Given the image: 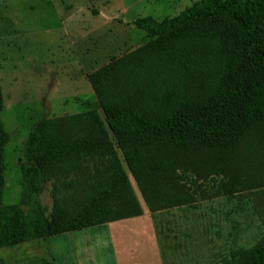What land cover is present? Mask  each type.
I'll use <instances>...</instances> for the list:
<instances>
[{
  "label": "trees",
  "instance_id": "16d2710c",
  "mask_svg": "<svg viewBox=\"0 0 264 264\" xmlns=\"http://www.w3.org/2000/svg\"><path fill=\"white\" fill-rule=\"evenodd\" d=\"M136 24L151 41L88 80L149 211L194 205L214 178L226 195L264 186V0H200ZM3 109L0 85V249L143 215L93 111L31 127L20 200L6 204ZM225 264H264V237Z\"/></svg>",
  "mask_w": 264,
  "mask_h": 264
},
{
  "label": "rangeland",
  "instance_id": "374dc122",
  "mask_svg": "<svg viewBox=\"0 0 264 264\" xmlns=\"http://www.w3.org/2000/svg\"><path fill=\"white\" fill-rule=\"evenodd\" d=\"M198 1L0 0L1 120L10 137L4 202L20 200V165L31 127L45 117L93 111L143 209L141 217L111 231L106 224L96 225L1 248L0 264H115V253L120 264H225L238 250L263 239L264 186L226 195L222 178H214L203 183L194 205L151 213L91 85H86L90 74L151 41L137 20L173 18ZM42 201L52 207L48 191Z\"/></svg>",
  "mask_w": 264,
  "mask_h": 264
},
{
  "label": "crops",
  "instance_id": "0c3cea01",
  "mask_svg": "<svg viewBox=\"0 0 264 264\" xmlns=\"http://www.w3.org/2000/svg\"><path fill=\"white\" fill-rule=\"evenodd\" d=\"M88 83L90 84V82H89V80H87L86 81V85H88ZM91 85V84H90ZM127 220L128 219H126V220H121V221H116V222H112V223H108V224H106V226L105 227H107L109 230H110V228L111 227H115V226H120V227H124L125 225H126V223H127ZM125 222V224H122V223H124ZM118 223H120V224H118ZM111 231V230H110ZM70 233H76V232H70ZM58 236V235H57ZM57 236H53V237H57ZM59 236H61V235H59ZM53 237H50V238H53ZM114 241V239H113V237H112V234L110 235V242H111V244L112 243H114L113 242ZM115 260V264H120V261H119V259L117 258V255H116V253H115V258H114Z\"/></svg>",
  "mask_w": 264,
  "mask_h": 264
}]
</instances>
